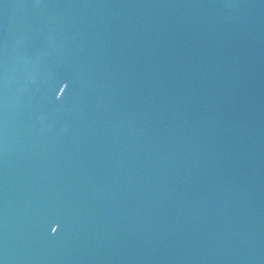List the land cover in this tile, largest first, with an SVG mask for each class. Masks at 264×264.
<instances>
[{"label": "water", "instance_id": "95a60500", "mask_svg": "<svg viewBox=\"0 0 264 264\" xmlns=\"http://www.w3.org/2000/svg\"><path fill=\"white\" fill-rule=\"evenodd\" d=\"M57 0H0V49Z\"/></svg>", "mask_w": 264, "mask_h": 264}]
</instances>
